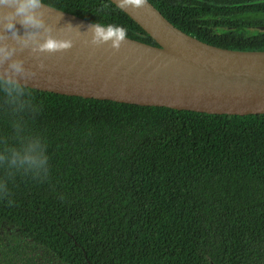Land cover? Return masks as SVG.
I'll return each instance as SVG.
<instances>
[{"label": "trees", "instance_id": "obj_1", "mask_svg": "<svg viewBox=\"0 0 264 264\" xmlns=\"http://www.w3.org/2000/svg\"><path fill=\"white\" fill-rule=\"evenodd\" d=\"M149 1L204 42L264 49L248 30L264 25V0ZM42 2L156 44L110 0ZM15 85L0 79V222L66 264H264V114ZM30 142L47 157L37 172L8 162Z\"/></svg>", "mask_w": 264, "mask_h": 264}, {"label": "water", "instance_id": "obj_2", "mask_svg": "<svg viewBox=\"0 0 264 264\" xmlns=\"http://www.w3.org/2000/svg\"><path fill=\"white\" fill-rule=\"evenodd\" d=\"M154 41L149 44L42 2L39 28L0 19V79L31 89L209 114H264V49L212 45L172 24L149 1L110 0ZM3 9H0L2 11ZM101 42L92 43V26ZM103 29H106L104 31ZM251 32L264 25L250 26ZM49 36L71 46L43 53ZM19 64L17 72L13 65Z\"/></svg>", "mask_w": 264, "mask_h": 264}, {"label": "clouds", "instance_id": "obj_3", "mask_svg": "<svg viewBox=\"0 0 264 264\" xmlns=\"http://www.w3.org/2000/svg\"><path fill=\"white\" fill-rule=\"evenodd\" d=\"M124 5L138 6L143 3V0H122ZM42 0H0V19L4 22V27L8 31H14L16 25L28 26L32 28H39L41 26V19L37 15L36 9L41 5ZM100 26H92V43L101 42L99 37ZM106 31V29H103ZM71 41H61L57 37L49 36L39 41L37 50L43 53H51L59 51L62 48L70 47ZM3 50H0V54ZM15 71H20V65H13ZM6 85H10L12 90H18L15 82L5 81ZM8 162L24 171L37 172L42 170L47 165V157L38 150L35 142L22 145L18 149H12Z\"/></svg>", "mask_w": 264, "mask_h": 264}, {"label": "flooded vegetation", "instance_id": "obj_4", "mask_svg": "<svg viewBox=\"0 0 264 264\" xmlns=\"http://www.w3.org/2000/svg\"><path fill=\"white\" fill-rule=\"evenodd\" d=\"M212 26V30L219 29ZM0 264H66L40 247L20 224L5 219L0 222Z\"/></svg>", "mask_w": 264, "mask_h": 264}]
</instances>
